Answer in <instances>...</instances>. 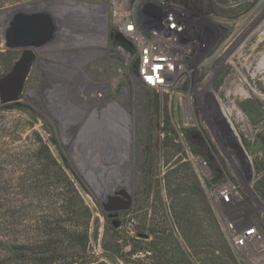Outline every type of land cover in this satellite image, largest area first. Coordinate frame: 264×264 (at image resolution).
<instances>
[{
	"label": "rangeland",
	"instance_id": "1",
	"mask_svg": "<svg viewBox=\"0 0 264 264\" xmlns=\"http://www.w3.org/2000/svg\"><path fill=\"white\" fill-rule=\"evenodd\" d=\"M263 39L264 0H0V78L31 55L0 103V253L38 240L43 261L59 240L50 264H264Z\"/></svg>",
	"mask_w": 264,
	"mask_h": 264
},
{
	"label": "trees",
	"instance_id": "2",
	"mask_svg": "<svg viewBox=\"0 0 264 264\" xmlns=\"http://www.w3.org/2000/svg\"><path fill=\"white\" fill-rule=\"evenodd\" d=\"M57 169L62 172L60 166H57ZM69 185L72 187V190L77 193L75 185L70 182ZM59 222L61 221L59 220L58 223ZM73 237L77 240L75 247L79 249L83 247V249H85L88 241L87 229L84 227L82 231H75ZM37 241L29 242V240H23L22 242L10 244L4 252L0 253V264H50L54 256L60 253L58 252V247L51 248L50 246H59L61 242L59 240H56L55 243L50 241L46 242V245L42 247H46L45 253L49 252L50 255H48V259L44 258L45 260L42 261V258L38 256ZM61 259L64 261V258H60L59 261H61Z\"/></svg>",
	"mask_w": 264,
	"mask_h": 264
},
{
	"label": "bare ground",
	"instance_id": "3",
	"mask_svg": "<svg viewBox=\"0 0 264 264\" xmlns=\"http://www.w3.org/2000/svg\"><path fill=\"white\" fill-rule=\"evenodd\" d=\"M125 29H126V31L128 33L131 32V30H132L131 27H127ZM263 41H264V39H263ZM162 60L163 59H161V58L154 59L155 62H153V64L156 66V72L154 73V71L153 72L151 71L153 73L152 79L155 77V74L156 75L158 74L159 69H160V64L163 62ZM160 61H161V63H160ZM249 62H250L249 58L242 59V61H241V66H242L241 70L243 72L242 73L243 75L238 74V75H233V77H232L235 80L231 81V88H230V91H229L228 94H229V96H231L237 102V105L242 104V103H246V101L249 100V96H248L249 95V91L247 90L246 80H247V77H248V75H247L248 74V70L253 68L252 65ZM254 68H255L254 69V72H255L254 74L255 75H253L254 76L253 79L256 80L257 82L261 83L262 87L264 88V56L261 59L260 63ZM239 77H241V79H239ZM249 77H250V75H249ZM257 78L259 80H257ZM150 82L152 83V81H150ZM157 82L159 83L160 81H157ZM255 97L257 98V96H255ZM260 101L264 102V97L263 98L261 97ZM254 111L257 112V113L264 112V111H262V112L258 111V109H254Z\"/></svg>",
	"mask_w": 264,
	"mask_h": 264
},
{
	"label": "water",
	"instance_id": "4",
	"mask_svg": "<svg viewBox=\"0 0 264 264\" xmlns=\"http://www.w3.org/2000/svg\"><path fill=\"white\" fill-rule=\"evenodd\" d=\"M30 59V53L26 52L25 56L13 66L12 70L0 78V103L5 104L17 100L20 78ZM116 217V214L109 215V218L113 219L112 225L114 228H118L120 225V223L115 220ZM138 236L141 238H147V235L145 234H138Z\"/></svg>",
	"mask_w": 264,
	"mask_h": 264
},
{
	"label": "built area",
	"instance_id": "5",
	"mask_svg": "<svg viewBox=\"0 0 264 264\" xmlns=\"http://www.w3.org/2000/svg\"><path fill=\"white\" fill-rule=\"evenodd\" d=\"M168 26L169 28H171L172 26H174L175 28V25H173L172 22L168 23ZM253 235H254V229H248L240 233L234 234L232 236V242H233L232 244L236 248H241L243 247L244 243L248 240V238H250Z\"/></svg>",
	"mask_w": 264,
	"mask_h": 264
}]
</instances>
